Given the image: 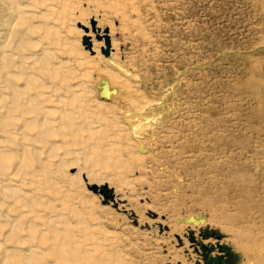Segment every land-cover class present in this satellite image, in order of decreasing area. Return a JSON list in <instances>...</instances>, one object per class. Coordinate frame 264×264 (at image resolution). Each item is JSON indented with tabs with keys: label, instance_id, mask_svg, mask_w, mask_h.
Wrapping results in <instances>:
<instances>
[{
	"label": "rangeland",
	"instance_id": "obj_1",
	"mask_svg": "<svg viewBox=\"0 0 264 264\" xmlns=\"http://www.w3.org/2000/svg\"><path fill=\"white\" fill-rule=\"evenodd\" d=\"M77 1L120 25L124 2ZM143 1L119 64L168 116L144 152L91 154L85 195L111 208L104 225L131 264H264V0ZM82 29L64 34L84 45Z\"/></svg>",
	"mask_w": 264,
	"mask_h": 264
},
{
	"label": "bare ground",
	"instance_id": "obj_2",
	"mask_svg": "<svg viewBox=\"0 0 264 264\" xmlns=\"http://www.w3.org/2000/svg\"><path fill=\"white\" fill-rule=\"evenodd\" d=\"M118 1L119 26L77 0H0V264H131L104 225L111 208L80 184L97 149L144 152L168 116L121 70L141 3ZM75 19L84 45L64 34Z\"/></svg>",
	"mask_w": 264,
	"mask_h": 264
},
{
	"label": "water",
	"instance_id": "obj_3",
	"mask_svg": "<svg viewBox=\"0 0 264 264\" xmlns=\"http://www.w3.org/2000/svg\"><path fill=\"white\" fill-rule=\"evenodd\" d=\"M110 93H111V91L109 89V85L108 84H105L104 89L101 92V96L103 98H108L110 96Z\"/></svg>",
	"mask_w": 264,
	"mask_h": 264
},
{
	"label": "trees",
	"instance_id": "obj_4",
	"mask_svg": "<svg viewBox=\"0 0 264 264\" xmlns=\"http://www.w3.org/2000/svg\"><path fill=\"white\" fill-rule=\"evenodd\" d=\"M204 248H206V246L204 245L203 246ZM225 251H228V253L232 252L231 248L230 247H227V246H224L222 247Z\"/></svg>",
	"mask_w": 264,
	"mask_h": 264
}]
</instances>
